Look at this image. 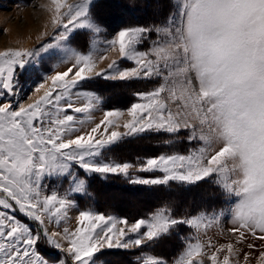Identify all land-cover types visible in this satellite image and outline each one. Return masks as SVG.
<instances>
[{
	"label": "snow or ice",
	"instance_id": "obj_1",
	"mask_svg": "<svg viewBox=\"0 0 264 264\" xmlns=\"http://www.w3.org/2000/svg\"><path fill=\"white\" fill-rule=\"evenodd\" d=\"M96 6L50 0L52 38L34 50L0 52V264H96L104 249H136L134 264H204L197 257L205 256L210 264H251L238 246L264 242V0H167L159 21L111 35ZM81 36L86 51L73 46ZM110 52L130 66L112 59L97 71ZM52 61L65 70L47 71ZM96 78L153 87L135 93L126 111L103 110L92 125L104 103L89 90ZM32 94L40 95L25 103ZM149 132L168 150L136 163L105 155L125 137ZM181 141L186 152L174 150ZM133 168L155 175H133ZM92 174L167 189L210 183L223 205L176 214L161 203L132 221L78 210ZM224 218L234 243H202L201 234ZM182 228L191 231L180 252L154 253ZM255 264H264V250Z\"/></svg>",
	"mask_w": 264,
	"mask_h": 264
},
{
	"label": "rangeland",
	"instance_id": "obj_2",
	"mask_svg": "<svg viewBox=\"0 0 264 264\" xmlns=\"http://www.w3.org/2000/svg\"><path fill=\"white\" fill-rule=\"evenodd\" d=\"M116 1H118L119 5L113 7L110 4L108 5V3L107 4L101 3L100 0H97V6L94 9V13L97 21L102 23L107 28L109 35L113 34L114 32L118 31L123 27L134 26L133 23L129 25V24H124V22H126L127 18L131 17V14L137 13V12L135 13L133 7L131 8L130 6L132 5L130 1L133 0H130L129 2H125L124 7L122 6L123 2L121 4L120 3L121 1L120 2L119 0ZM68 2L76 3L77 0H68ZM137 4L139 5V3ZM48 5H50V0H0V52H4L7 50H20V49L34 50L42 43H45L48 40H50L54 34V29L53 26L51 25V13L46 8ZM127 5L130 6V9L129 6L127 7ZM151 5H152L151 0L144 5L146 9L144 16L147 17V19L144 20L147 21L144 25H149L154 22V21L148 22L151 20L149 18H151L152 16L151 14L153 9ZM154 5H158V7L161 8V4H157V0H156V4ZM163 5L164 6L167 5V0L166 1L164 0ZM154 8H157V6H155ZM40 12H42L43 14ZM140 13L143 12L140 11ZM158 13H160L159 9H158ZM25 16L27 19L25 18ZM144 21H142V23ZM142 23L139 22L137 25H140ZM28 40L31 42L29 45L26 44V41ZM87 42H88V37L81 36L78 37V39L74 42L73 46L79 48L80 50L86 51ZM107 55H108V59L98 64L96 69L97 71H102L107 69V65L109 62H111L112 59H116L120 61L119 56L114 52H110ZM120 64L122 67L130 66V63L126 61H120ZM65 67H66L65 65H60L59 67H56V62L52 61L46 66V70L50 72L63 71L65 70ZM25 79H28V77L26 76ZM117 83H120L121 85L116 86L115 84ZM152 87L153 85L148 81L120 82V81H105L100 78H96L94 81H91L89 84V90L96 92L98 95L104 98V103L102 107L95 110L92 113V125L99 123L103 119V110L115 109V110L126 111L131 106L132 103L137 102V97L135 96V93L149 91ZM39 95L40 94H32L30 98H28L25 101V103L33 102ZM128 119H130V117H127V115H125L120 118V123L123 124ZM92 125H89V127ZM115 130L124 131L123 128H119ZM148 135H150V138L148 139L149 141L145 143H148L152 149L149 152H147L148 153L147 156L140 157L141 155L140 154L138 155V153H144L140 145L141 143H143V141L140 142H135V141H138L142 138H147L146 136ZM161 139H162L161 136L150 132L143 133L139 136H127L122 141L114 145L110 151H106L105 155L107 157H111L113 160L117 162L129 161L136 163L145 157H152L160 154L158 153L159 148L163 147L165 151H167L168 148L167 146L161 143ZM129 142L130 144H128ZM174 150L180 152H186L188 150V145L182 141L176 142ZM163 151L164 150H162V152ZM134 153L136 154V156H138V158L133 157ZM120 154L125 156L123 160H121ZM130 171L132 172L133 175H140L144 177H151L155 175L153 173H137L135 168L131 169ZM94 175H99V174H92L88 177V179ZM110 176H115V175H110ZM88 179L86 181L87 188H88ZM124 181L129 183L125 178ZM205 184L212 185L216 188L214 184L204 183V185ZM138 186H143V185H138ZM205 187L208 186L205 185ZM198 189L199 188H197L196 190ZM205 191H207V188H202L201 192L203 193ZM117 194H119V192L118 190H115V192H112L110 195H107V198L112 204L117 202L116 201ZM195 195H197L195 190L192 191L191 194H186L187 196V204H186L180 201V198L183 197L184 195L180 194L177 196V193H175V196L173 197L176 202L175 201L174 202L177 203L179 201L180 207H182V204H184V206L185 204L186 206H188L190 202L191 205L202 204L205 202L206 198H203L201 196L197 197ZM82 196L85 197L86 195H78V197H82ZM125 196L128 197L127 200L129 201V204H135L136 203L135 199L137 198L142 200H147L146 198H144L145 196L143 195L137 196L135 193H127L125 194ZM146 197L149 200L154 199L153 196H146ZM188 201L190 202L188 203ZM172 206L174 207L176 214H181L177 212V208H175L176 204H172ZM78 210H79V206H78ZM76 214H77V210H73V212L70 213V216H72V220L67 225L69 228L75 227ZM105 215H110V214H105ZM113 216L121 217L117 214H113ZM231 227L232 225L228 222L227 218H224L222 219L221 224L219 226L212 227L211 229H209L206 235L201 234L200 236L201 242L204 244H208V242L211 241V243L215 247H219L220 245L228 243L230 241L234 243V238L230 237V235L226 231L228 228ZM190 231L191 230L189 229L182 228L177 234L173 235L170 238L164 239L160 243V246L154 249V253L159 255L160 253L158 252V250L161 251L162 248L161 255L167 258H171L172 256L176 255L178 252H180V250L183 247V238L188 237L190 235ZM248 242L255 244L256 248L248 249L246 247V244L239 245L238 247L242 249V251L239 253V256L242 261L243 254L245 252L251 253L250 256L251 264H255L256 255H258L259 251L264 250V242L254 239ZM44 251L49 256L53 255V253L49 252L47 249H44ZM136 251H137L136 249H132L130 251H123L117 249H112V250L104 249L97 254L96 264H134L133 253ZM212 251L213 249H206V252L209 255L211 254ZM225 254H226L225 252H221L218 253L217 255L218 257L222 258V256ZM105 255H108L109 257L106 258ZM114 256L115 259L113 258ZM201 258L204 259V264H210V261L207 260L206 256L197 257V259H201Z\"/></svg>",
	"mask_w": 264,
	"mask_h": 264
},
{
	"label": "trees",
	"instance_id": "obj_3",
	"mask_svg": "<svg viewBox=\"0 0 264 264\" xmlns=\"http://www.w3.org/2000/svg\"><path fill=\"white\" fill-rule=\"evenodd\" d=\"M101 3H108V5H112L113 7L118 6L119 3L116 0H100ZM121 1V2H120ZM130 0H119V2L122 4V6H125V2H129ZM150 0H133L130 1L132 5L131 8L133 7L134 11L136 14H131V17L127 18L126 22L124 24H131L133 23L134 25H137L139 22L142 23L147 17L144 16V13L146 12L145 9V4L148 3ZM166 1V0H165ZM152 2V16L150 21L148 22H153V21H159L162 19V17L167 13L168 7L167 5H163L164 0H157V4H161V8L158 7L156 4V0H151ZM139 3V5L137 4ZM129 5H127L128 7ZM129 6V9H130ZM157 6V8H154ZM158 9L160 13H158ZM157 10V11H156ZM142 11L143 13H140ZM148 19V20H149ZM129 20V21H128ZM147 21H144L140 25H144ZM121 85L120 83L115 84ZM131 87V84H130ZM127 88V87H125ZM129 90V89H128ZM107 94V93H106ZM147 138H142L138 141L135 142H140L141 143V148L144 153H138L140 154V157L147 156L148 153L152 148L148 143H145L149 141L148 139L150 138V135L146 136ZM130 144V142L128 143ZM136 144V143H135ZM139 145V144H137ZM135 150V147H134ZM158 153H161L162 150L165 152V149L159 148ZM129 151V150H127ZM120 153V152H119ZM121 155V160L125 156ZM133 157L138 158L136 154L134 153ZM208 186V187H205ZM202 183L201 186L199 187H192L191 189H184L180 188L178 186H173L170 189L167 188H154V187H147V186H138V185H132L124 181L123 177H116V176H108L107 178L100 177V175H94L88 179V188L86 196L78 197L77 203L79 206V210H87L91 209L94 211H97L99 213H104V214H117L121 217H127L130 220H135L141 217L146 216L150 211L153 210L156 206L160 205L161 203H168V204H176L177 212L182 213L184 212L185 209H195L197 207H200L204 205L205 203L208 204L210 207L211 206H216L219 208L220 206L223 205V200L220 196V193L217 191V189L212 186V185H207ZM199 188L198 190H196ZM202 188H207V191L201 192ZM115 190H118L119 194L116 195V203L112 204L109 199L107 198V195H110L112 192H115ZM196 192L197 195L195 196H201L205 199V202L202 204H194L191 205V202L188 201L189 205L186 206L187 204V196L186 194H191L192 191ZM127 193H135L137 196L143 195L145 196L147 200H142V199H135V204H129V201L127 200L128 197L125 196ZM175 193H177V196L182 194L184 195L183 197L180 198V201L183 203H186L185 206L182 204V207H180L179 201L175 203V199L173 196H175ZM146 196H153L154 199H148ZM108 200H106V199ZM175 201V202H174ZM110 202V203H109ZM160 246V245H159ZM161 255L162 253V248L161 251L158 250ZM111 255V254H110ZM112 256V255H111ZM105 257H109L108 255H105ZM115 259V256L113 257ZM111 259V258H110ZM133 262V260H132Z\"/></svg>",
	"mask_w": 264,
	"mask_h": 264
},
{
	"label": "bare ground",
	"instance_id": "obj_4",
	"mask_svg": "<svg viewBox=\"0 0 264 264\" xmlns=\"http://www.w3.org/2000/svg\"><path fill=\"white\" fill-rule=\"evenodd\" d=\"M46 8H47V7H46ZM37 12H38V11H37ZM40 13H42V12H40ZM42 14H43V13H42ZM27 15H29V14H27ZM30 16H31V15H30ZM30 16H29V17H30ZM37 16H38V15H37ZM33 17H34V16H33ZM25 18H26V16H25ZM34 18H35V17H34ZM26 19H27V18H26ZM115 21H117V20H115ZM36 23H37V22H36ZM25 25H26V24H25ZM6 38H7V37H6ZM30 43H31V42H30L29 40L26 41V44H27V45H29Z\"/></svg>",
	"mask_w": 264,
	"mask_h": 264
}]
</instances>
